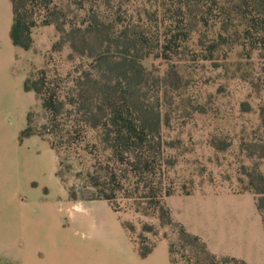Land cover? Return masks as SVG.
I'll use <instances>...</instances> for the list:
<instances>
[{
	"label": "rangeland",
	"instance_id": "374dc122",
	"mask_svg": "<svg viewBox=\"0 0 264 264\" xmlns=\"http://www.w3.org/2000/svg\"><path fill=\"white\" fill-rule=\"evenodd\" d=\"M79 1L38 0L34 4L30 47L18 50L25 76L44 69L49 87L61 88L64 81L67 87L72 86L71 72L79 67L81 59L71 54L68 43L59 41L54 24H43V15L66 12L67 16L59 22L65 20L68 27L71 17L77 21L82 15L77 8ZM95 4L105 12L116 8L105 6L102 0H84L82 5L88 8ZM27 7L31 8L29 4ZM150 31L158 39L154 38L150 53L140 60L149 82L143 89L135 87L133 96L136 99L142 94L144 101L160 113L164 182L173 191L164 197V204L189 233L194 234L189 229L208 234L223 229L221 247L235 252L251 248L261 259L264 213L256 208L259 194L254 187H264V26L158 25L151 26ZM165 33L171 37L163 38ZM33 94L34 103L30 96L15 93L14 114L17 118L29 107L30 127L42 133L48 114ZM65 108L71 110V106ZM70 119L68 128L74 126L72 114ZM84 129L77 141L72 138L77 135L71 134L74 142L60 146L59 154L55 152V174L65 203L53 197L54 190L43 193L48 206L58 215L59 227L71 231L82 243H86L88 230L103 228L110 249H122L126 240L119 236L118 229H122L116 223L118 215L136 246L146 248L166 239L171 243L174 264L195 263L192 248L184 246L173 226L160 221L164 214L158 208L143 203L136 211L134 200L121 197V193L114 201L118 211L107 200L90 198L95 190L89 185L87 174L98 163L105 165L107 152L102 149L99 132ZM32 135L44 139L39 134ZM50 137L59 141L55 133ZM29 173L34 174L32 167ZM127 173L128 182L134 186L133 173ZM40 178L48 181L47 177ZM70 189L76 199L69 197ZM144 209L146 214L141 212ZM90 220L94 225H90Z\"/></svg>",
	"mask_w": 264,
	"mask_h": 264
},
{
	"label": "trees",
	"instance_id": "16d2710c",
	"mask_svg": "<svg viewBox=\"0 0 264 264\" xmlns=\"http://www.w3.org/2000/svg\"><path fill=\"white\" fill-rule=\"evenodd\" d=\"M37 1L11 0L13 22L9 35L17 48L27 50L30 47V28L35 25L34 4ZM83 1L77 3L82 15L77 21L71 17L68 27H65V20L59 22L67 16L66 12L50 11L43 15V24H54L59 41L68 43L71 54L81 61L71 72V87H67L64 80L61 88L59 85L49 87L50 80L44 69L25 76L24 90L35 93L48 117L43 132L36 133L30 127V112H27L19 137L39 134L59 154L60 146L74 142L71 134L77 135L72 137L77 141L85 127L96 129L107 155L104 166L98 163L87 174L89 185L95 190L90 198L107 200L111 208L118 211L114 201L121 193V197L134 200L136 211L143 203L158 208L164 214L160 221L173 226L184 246L192 248L193 264H247L241 258L213 254L198 235L189 233L169 214L164 197L173 191L164 182L166 169L159 132L160 113L144 101L142 94L134 99L133 89H143L149 82L140 60L150 53L154 38L158 39L150 31L151 26H264V0H102L105 6L116 7L113 12H105L96 4L85 8ZM168 37L171 35L165 33L163 38ZM83 65H86L84 69ZM66 106H71V110ZM71 114L74 126L68 128ZM54 133L59 138L57 142L50 137ZM128 171L135 177L134 186L128 182ZM261 178L264 181V177ZM155 179L157 184L154 185ZM254 190L259 194L255 199L256 208L260 214L264 213V187H254ZM69 197L77 198L71 189ZM141 212L147 213L146 209ZM123 227L129 229L126 225ZM153 245L137 246V251L145 256ZM169 253L171 264H174L170 242Z\"/></svg>",
	"mask_w": 264,
	"mask_h": 264
},
{
	"label": "crops",
	"instance_id": "0c3cea01",
	"mask_svg": "<svg viewBox=\"0 0 264 264\" xmlns=\"http://www.w3.org/2000/svg\"><path fill=\"white\" fill-rule=\"evenodd\" d=\"M12 22L11 0H0V264H171L166 239L158 240L150 252L141 256L118 215L116 223L122 229H118L119 236L126 240L122 249H110L103 228L88 230L86 243H82L71 231L59 227L58 215L43 194L54 190L53 197L64 202L55 174V151L36 135L19 137L29 107L15 118L14 95L26 94L33 103L35 97L33 91L23 88L25 72L18 61L19 48L9 35ZM31 167L33 175L29 173ZM41 176L48 181H42ZM90 225H94L92 220ZM189 230L201 237L215 255L234 256L247 264H264V252L259 259L251 248L235 252L221 247L223 229L212 234Z\"/></svg>",
	"mask_w": 264,
	"mask_h": 264
}]
</instances>
